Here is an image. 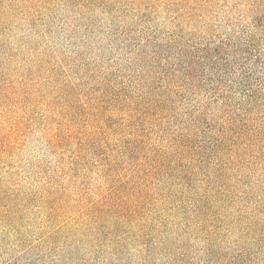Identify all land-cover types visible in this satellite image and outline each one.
Wrapping results in <instances>:
<instances>
[{
	"label": "rangeland",
	"instance_id": "1",
	"mask_svg": "<svg viewBox=\"0 0 264 264\" xmlns=\"http://www.w3.org/2000/svg\"><path fill=\"white\" fill-rule=\"evenodd\" d=\"M0 264H264V0H0Z\"/></svg>",
	"mask_w": 264,
	"mask_h": 264
},
{
	"label": "trees",
	"instance_id": "2",
	"mask_svg": "<svg viewBox=\"0 0 264 264\" xmlns=\"http://www.w3.org/2000/svg\"><path fill=\"white\" fill-rule=\"evenodd\" d=\"M255 58L258 59V57H255ZM254 60H255V59H254ZM246 72H248L247 69L244 70L243 74H245ZM244 78H245V77H244ZM244 78H243V79H244ZM245 82H246V81H245ZM245 84H247V83H245ZM261 85H263V84H261Z\"/></svg>",
	"mask_w": 264,
	"mask_h": 264
}]
</instances>
